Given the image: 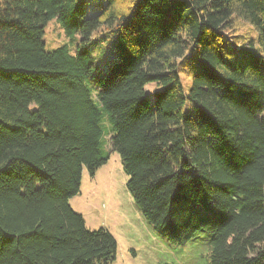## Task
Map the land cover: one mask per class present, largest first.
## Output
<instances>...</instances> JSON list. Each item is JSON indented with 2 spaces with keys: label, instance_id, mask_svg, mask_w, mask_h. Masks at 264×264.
Segmentation results:
<instances>
[{
  "label": "trees",
  "instance_id": "trees-1",
  "mask_svg": "<svg viewBox=\"0 0 264 264\" xmlns=\"http://www.w3.org/2000/svg\"><path fill=\"white\" fill-rule=\"evenodd\" d=\"M96 1L0 0V264H113L70 203L111 152L170 243L264 264V0ZM53 19L75 53L46 49Z\"/></svg>",
  "mask_w": 264,
  "mask_h": 264
},
{
  "label": "rangeland",
  "instance_id": "rangeland-1",
  "mask_svg": "<svg viewBox=\"0 0 264 264\" xmlns=\"http://www.w3.org/2000/svg\"><path fill=\"white\" fill-rule=\"evenodd\" d=\"M97 5L96 0H89L87 16L96 13ZM44 31L43 40L48 51L67 46L73 54L81 42L80 35L67 36L57 19L51 20ZM107 38V28L102 26L90 39L96 63L111 56ZM184 82L188 84V80ZM156 89V84H149L146 92L151 95ZM105 140V147L110 150L109 137ZM127 180L119 155L111 152L108 163L94 178L87 170L83 171L81 193L70 202L73 210L84 216L88 229L103 227L114 236L117 255L113 264H210L209 232H199L196 238L183 245L170 243L162 228L143 217L127 190Z\"/></svg>",
  "mask_w": 264,
  "mask_h": 264
}]
</instances>
